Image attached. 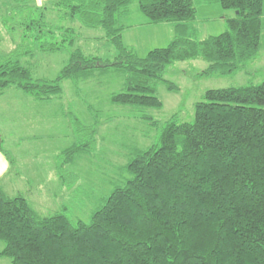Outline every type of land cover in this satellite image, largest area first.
<instances>
[{
    "label": "trees",
    "instance_id": "1",
    "mask_svg": "<svg viewBox=\"0 0 264 264\" xmlns=\"http://www.w3.org/2000/svg\"><path fill=\"white\" fill-rule=\"evenodd\" d=\"M133 2L145 25L172 27L170 43L146 56L124 43L127 26L119 24ZM218 2L226 30L200 37L197 3ZM54 6L62 21L101 28L115 56L87 55L75 47L73 28L60 39L48 28L47 39L40 8L37 20L32 9L20 23L22 42L0 59V97L18 86L36 101L62 98L63 80L79 84L113 68L125 73L113 104L161 108L159 84L175 88L164 77L169 65L203 59L208 73L232 74L262 48L264 0H56ZM36 52L67 53L69 63L53 80L36 79L23 64ZM64 113L76 140L58 153L56 169L72 184L77 178L68 166L90 152L96 126ZM194 114L193 122L166 121L157 143L129 157L124 166L131 177L112 190L90 223L75 224L64 210L40 216L25 196L9 197L0 187V255L12 264H264V82L210 88ZM138 116L155 123L147 113ZM0 151L12 160L1 137Z\"/></svg>",
    "mask_w": 264,
    "mask_h": 264
},
{
    "label": "rangeland",
    "instance_id": "2",
    "mask_svg": "<svg viewBox=\"0 0 264 264\" xmlns=\"http://www.w3.org/2000/svg\"><path fill=\"white\" fill-rule=\"evenodd\" d=\"M55 1L32 0L33 5L29 2L27 7V0H0V59L22 42L21 20L28 17L32 9L37 20L38 8L41 9V20L47 25V39L52 35L48 28L53 29L59 39L64 30L73 28L76 31L75 47L87 55H98L104 59L115 56L112 44L100 38L104 35L101 28L92 29L78 22L62 21L54 6ZM197 4L200 37L219 35L226 30L225 10L219 2ZM227 12L233 14L231 10ZM145 20L135 2L130 5L128 15L119 20L120 25L127 26L123 33L124 43L135 48L138 56H146L151 49L166 46L173 38L171 25H145ZM68 59L69 55L63 52H36L25 57L23 64L30 68L36 79L53 80L69 63ZM209 64L203 59H191L169 65L164 77L175 88L169 89L166 82L159 84L157 94L163 104L161 108L136 110L113 104L111 94L124 88L125 75L124 71L115 72L113 68L97 70L79 84L74 80H63L62 98L49 101L35 102L20 87H8L0 97V137L5 140L4 149L12 157L9 175L17 181V187L7 191L6 195L26 196L40 216L64 210L73 223L77 224L79 220L90 223L92 214L112 190L123 186L131 177L124 166L126 161L136 150H144L157 143L166 121L176 117L179 122H193L195 105L205 99L210 88L264 82V48L232 74L208 73ZM65 111L77 115L85 126H96V133L90 152L77 154L72 166H68L77 180L72 184L68 180L62 186L56 175L58 153L76 140ZM143 113L152 117L154 125L138 116ZM90 137L88 133L86 141ZM33 174L36 177H31ZM67 176L73 179L70 174ZM29 179L33 180L32 186L27 182ZM35 192L42 194L40 201L32 197ZM4 247L5 242L0 240V252ZM0 264H12V259L0 255Z\"/></svg>",
    "mask_w": 264,
    "mask_h": 264
},
{
    "label": "crops",
    "instance_id": "3",
    "mask_svg": "<svg viewBox=\"0 0 264 264\" xmlns=\"http://www.w3.org/2000/svg\"><path fill=\"white\" fill-rule=\"evenodd\" d=\"M264 23V21H263ZM264 35V34H263ZM263 37V36H262ZM264 38H262V49L264 48V41H263ZM261 49V50H262ZM3 96V95H2ZM34 100V99H32ZM36 102V100H34ZM5 142V140H3ZM59 155V154H58ZM57 162H58V158H57ZM11 163H12V160L10 158H8L5 154H3L1 151H0V187L3 189V191L5 192V194L7 193V191L9 190H15L16 187H17V181H15L14 179H11L10 178V173H11ZM57 165V163H56ZM57 167V166H56ZM30 175V173H28ZM56 175H57V169H56ZM36 177L35 174H33L31 177ZM58 177V175H57ZM60 181H61V184L62 186L64 185L63 181L61 180V178L59 177ZM28 184H31V182H33L32 179H29L27 180ZM32 186V184H31ZM42 194H43V190H41ZM18 193H20V191L18 190ZM32 193V192H31ZM30 193V194H31ZM42 194L40 193H33L32 194V197L33 198H36V199H41V196ZM35 195V196H34ZM24 196V195H23ZM26 197V196H25ZM27 198V197H26ZM28 199V198H27ZM29 200V199H28ZM40 201V200H39ZM30 202V201H29ZM32 205V204H31ZM33 207V206H32ZM66 207H64L65 209Z\"/></svg>",
    "mask_w": 264,
    "mask_h": 264
}]
</instances>
